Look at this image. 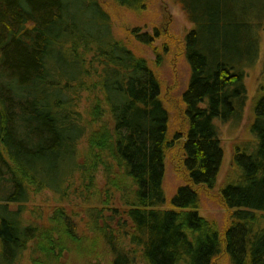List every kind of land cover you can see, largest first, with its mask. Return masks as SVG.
<instances>
[{
    "label": "trees",
    "instance_id": "trees-1",
    "mask_svg": "<svg viewBox=\"0 0 264 264\" xmlns=\"http://www.w3.org/2000/svg\"><path fill=\"white\" fill-rule=\"evenodd\" d=\"M131 11L152 0H109ZM192 23L176 39L188 66L179 98L166 97L149 60L116 37L101 0H0V264H264V83L249 137L223 148L215 117L238 124L246 70L264 31V0H173ZM160 62L159 29L132 27ZM169 103L177 109L173 119ZM182 182L166 201V154ZM48 191L85 205L84 229L57 205L24 216ZM223 224L200 213L202 195ZM105 211H110L106 213Z\"/></svg>",
    "mask_w": 264,
    "mask_h": 264
},
{
    "label": "rangeland",
    "instance_id": "rangeland-1",
    "mask_svg": "<svg viewBox=\"0 0 264 264\" xmlns=\"http://www.w3.org/2000/svg\"><path fill=\"white\" fill-rule=\"evenodd\" d=\"M104 7L110 12L112 19V29L116 37L123 38L130 47L140 56L146 57L158 74L163 87V93L166 97L179 98L180 93L184 89L188 79V66L184 57L180 55L176 39L181 37L185 31L191 28L192 23L187 18L179 3L173 0H152L148 6L141 11H131L124 7L114 5L109 0H101ZM156 26L161 35L154 41V45H158L161 50L163 43H168L169 49L167 53L162 54L160 62H156L157 56L151 47L138 43L130 34L132 27H140L141 30L151 31ZM245 85L247 89V101L243 117L236 124L232 119L224 120L215 117L213 123L217 128V133L223 148V159L217 176V185L213 191L218 189L223 182L224 177L229 171L230 160L232 156L233 144L241 139L249 137L246 125L252 117V99L255 95L257 84L262 81L264 83V31L260 33V50L258 58L246 70ZM169 110L172 119L176 114V108L169 103ZM175 150H170L166 154L164 165L163 188L166 201L164 208H171L170 198L174 194L177 186L182 182L181 178L173 169V158ZM62 205L76 222L77 228L82 231L84 223L85 205L81 204L79 199L70 196L69 201L58 202L55 195L48 191H42L33 195L30 201L25 204L24 216L30 221H40L52 212V208ZM110 213V211H105ZM200 213L208 218H214L219 225L223 224L224 209L218 205L216 200L208 194L202 195ZM42 217V218H41ZM70 264H85L87 258L85 255H76L71 253L68 257ZM93 264H105L104 261H97ZM130 264H142L140 261H134ZM216 264H229L225 257L217 260Z\"/></svg>",
    "mask_w": 264,
    "mask_h": 264
}]
</instances>
